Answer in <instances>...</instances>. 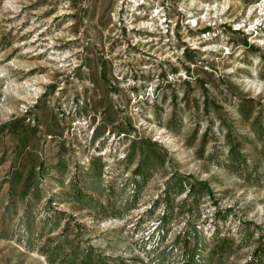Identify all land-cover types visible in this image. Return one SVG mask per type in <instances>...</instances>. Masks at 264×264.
<instances>
[{
    "label": "rangeland",
    "instance_id": "374dc122",
    "mask_svg": "<svg viewBox=\"0 0 264 264\" xmlns=\"http://www.w3.org/2000/svg\"><path fill=\"white\" fill-rule=\"evenodd\" d=\"M263 55L264 0H0V264H185L189 248L209 264L215 226L242 247L213 264L245 262L264 237ZM28 175L37 196L22 194ZM48 201L83 232L43 255L61 227L39 239L27 225L40 233Z\"/></svg>",
    "mask_w": 264,
    "mask_h": 264
},
{
    "label": "trees",
    "instance_id": "16d2710c",
    "mask_svg": "<svg viewBox=\"0 0 264 264\" xmlns=\"http://www.w3.org/2000/svg\"><path fill=\"white\" fill-rule=\"evenodd\" d=\"M243 46L245 48H250L251 46L248 44V42L244 39L243 40ZM195 54L196 51L195 50H189V49H185L183 50V57H184V62L188 63V65H194L195 64ZM262 57V56H260ZM264 57V55H263ZM103 69V68H102ZM190 68L187 67L185 68V71L187 74L190 73ZM102 77H104L105 73H101ZM201 89L204 90V86H201ZM243 104H249V103H254L252 101H242ZM209 108V104L205 102V99L203 100V108ZM255 113V107L254 105H251L249 107V111L247 112V115L244 114V119H250V117H252V115ZM261 134H258V136L261 137ZM102 135V132H99L97 129H93L92 130V136L91 138H93V140H97L98 138H100ZM227 135L229 136V133H227ZM230 140V139H228ZM141 147L142 145L139 143L138 145L135 146V144H133L132 142H130L129 144V148L126 150V162L129 163L132 158L134 157L133 154V150L130 151L131 148L133 147ZM131 153V154H130ZM241 159H243L241 152L239 150L238 145L234 142L232 145H230L229 147H227V161L225 162L227 165H231V167L234 168H239L242 166V164L245 165L246 161L245 159L243 160V162H241ZM151 166L149 165L148 159L147 157L144 156H140L134 170H133V174L132 177L138 180H145V174L146 171L148 170V168H150ZM251 173L256 174L258 172V168H256L257 166L254 164L251 165ZM39 169H43V164L39 165ZM102 172V166H100L99 168V176L101 175ZM18 175L15 176V181H17L18 179ZM31 175H28V179L27 182L25 183V189H23V196H26L28 194L31 195H36V193L38 192V187L32 185V183L34 182V179H30ZM135 188L137 189V186H135ZM178 188L180 191L182 190H187V195L188 196H192L194 193H196V195H200V191L202 189H204L205 191H209L208 187L205 183H194L193 185H190L188 188H186V184L183 183H179L178 184ZM14 190V189H13ZM12 190V192H13ZM29 190H32L31 193H29ZM138 190V189H137ZM167 192H169V187L166 190ZM109 194H111V192H108ZM209 194V192H208ZM75 195L78 196L76 197L77 199H79L80 197V201L82 202H86L88 205H90V207H92L95 211L100 212V209H104L106 207H102L97 205V202L92 198V196L86 194L85 192H81V190H75ZM37 196V195H36ZM14 195H11V198H13ZM110 204V198L107 200V205ZM31 206H26V215L29 216L32 213L31 210ZM45 212V216L41 221V229H40V233H33L31 231V225L28 223L27 227H28V232L30 235H36L37 238L39 239H43V231L46 230L47 228L52 229V232H54L55 230L59 229L60 227V231L59 234L56 235V238H45V242L44 244L37 249L38 252H40L43 255H47L48 253V249L49 246L51 244H57V246H60L62 250H58V253H63L64 251H66L68 248V246L63 245V242L65 243V241L68 240V237H70V235H81V233L83 232V226L80 223L77 222H73L74 220L71 219L70 216L66 215L64 212L58 211L56 210L54 207H52L51 202L48 201L46 202V207L44 209ZM93 215H91L92 219H98V216L96 215L95 212H92ZM221 213L217 210L213 217L217 218ZM167 216H163L160 224H162L163 222H165ZM223 217V216H222ZM63 222V224L61 225V223ZM161 227H163V224L161 225ZM162 235H163V230H162ZM194 238H189L184 237L183 241L184 244L189 247L191 245V242H193L194 247L195 246H200V244H196L195 240H196V233L193 234ZM56 240V241H54ZM242 247V243L239 242L238 240L234 239L233 237H231L229 234H224L219 230L218 226H215L213 228V234L211 236V247L209 250V254L208 256V263L209 264H213V263H219L224 261L225 259H228L229 257H231L235 252H237L239 249H241ZM173 248V247H172ZM59 249V248H58ZM57 251V248H56ZM189 251V255H188V259H190L189 261H187L185 264H198L201 261H199L198 259H194V257L191 255V250L190 248L188 250H186L185 252ZM74 253H75V248H74ZM88 253V252H86ZM78 258V257H77ZM206 262V259H204ZM202 263V262H201ZM55 264H62L61 261H59L58 263ZM71 264V262L69 263ZM80 264H106V262L102 261V260H94L93 258H91L90 254H86L84 256V259L81 261ZM242 264H264V237H259L257 239V243L254 246L249 258L243 262Z\"/></svg>",
    "mask_w": 264,
    "mask_h": 264
}]
</instances>
